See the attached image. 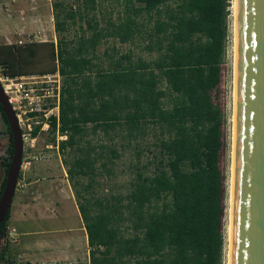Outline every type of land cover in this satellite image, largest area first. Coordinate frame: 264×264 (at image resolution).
<instances>
[{
	"label": "trees",
	"instance_id": "16d2710c",
	"mask_svg": "<svg viewBox=\"0 0 264 264\" xmlns=\"http://www.w3.org/2000/svg\"><path fill=\"white\" fill-rule=\"evenodd\" d=\"M79 1H52L56 42L0 43V67L9 76H61L50 131L53 141L65 136L57 147L89 264H223L229 144L221 96L231 0H115L120 13L104 24L83 12L96 0ZM84 19L88 34L61 35ZM141 27L149 58L97 52L103 39L133 41ZM141 134L154 137L151 172H137L124 196L95 195L96 177L120 157L115 140ZM9 215L0 223V262L20 264L2 238Z\"/></svg>",
	"mask_w": 264,
	"mask_h": 264
},
{
	"label": "rangeland",
	"instance_id": "374dc122",
	"mask_svg": "<svg viewBox=\"0 0 264 264\" xmlns=\"http://www.w3.org/2000/svg\"><path fill=\"white\" fill-rule=\"evenodd\" d=\"M54 0H0V43H20L27 41H54L60 37L53 28V18L51 11V3ZM69 3L76 4L79 0H67ZM83 9V5H82ZM81 9V10H82ZM231 13L229 15V31L226 41V52L224 56V64L226 66L224 82L222 85L223 108L225 117L227 119L225 127L228 138V149L225 156L224 165L227 167V180L229 167L231 161L230 145L232 133V114H233V58H234V41H233V17H232V0ZM121 7L115 0H96L94 8L87 6L83 9L86 13L87 19H97L101 24H104L109 17L115 19L120 13ZM85 20H78L71 24L67 31L62 33L66 39H73L81 33L88 34L90 29L86 26ZM140 33L133 41L120 43L117 39L108 37L103 39L97 46V52L101 53L107 50L109 53L117 50L120 52L131 51L134 57L140 56L149 58V54L143 50V27L140 28ZM53 132L50 128L46 131H41L37 136L34 146L30 149L33 158L29 163L23 164L22 173L25 183L32 182L31 186L26 185L21 192L15 190L13 200L15 198V207L19 208L21 204L31 205L28 215L34 221L18 222L22 227L36 231V237L41 238L50 236L65 237L64 235L77 236L75 241L76 254L67 258L56 259L55 262L34 261V264H86L85 258V244H81L80 233L78 231L81 225L79 218H77L78 210L73 194L67 186L65 179V166L61 162V155L58 152L57 142L64 139L63 135L55 134V141H53ZM89 138L92 141L104 140L99 134H90ZM154 137L148 134L139 135L135 139L128 141L127 139L120 142L117 141V146L120 151V157L117 158L112 165V172L98 175L95 195L98 196H124L129 190L130 183L137 172H151L153 166L148 165L151 161V152L153 150ZM24 160V159H23ZM109 166H111L109 164ZM147 167V169H145ZM30 171V173H29ZM32 172V174H31ZM36 172V174H34ZM21 173V172H20ZM19 173V174H20ZM20 176V175H19ZM82 184H86V178L82 179ZM39 188L37 189L38 185ZM70 186V185H69ZM63 188L66 189L64 193ZM71 192V194H70ZM67 194L70 195L67 198ZM59 195V196H58ZM73 197L72 199L69 197ZM69 200L70 202H63V212L55 210L56 203L60 202V198ZM74 201V202H73ZM44 203L43 207L48 210L49 214L41 216L40 211L34 207L35 203ZM227 203V199H226ZM51 205V207H50ZM42 206V204H41ZM28 207V206H27ZM54 209V210H53ZM50 217V218H48ZM227 223V218L225 217ZM17 224V223H16ZM49 230L55 233H46ZM18 240V238H17ZM16 240V242H17ZM226 241V240H225ZM16 242H9L10 258L12 259L15 252ZM4 243V239L0 240V247ZM77 248V249H76ZM226 246L224 249L223 264H226ZM16 261V260H15ZM1 264V262H0Z\"/></svg>",
	"mask_w": 264,
	"mask_h": 264
},
{
	"label": "water",
	"instance_id": "95a60500",
	"mask_svg": "<svg viewBox=\"0 0 264 264\" xmlns=\"http://www.w3.org/2000/svg\"><path fill=\"white\" fill-rule=\"evenodd\" d=\"M236 3L237 82L229 264H264V0ZM0 106L13 144L0 194L1 223L16 190L23 144L1 86Z\"/></svg>",
	"mask_w": 264,
	"mask_h": 264
},
{
	"label": "built area",
	"instance_id": "2783aa9c",
	"mask_svg": "<svg viewBox=\"0 0 264 264\" xmlns=\"http://www.w3.org/2000/svg\"><path fill=\"white\" fill-rule=\"evenodd\" d=\"M61 82V76L57 70L45 74L29 73L9 76L0 67V86L15 114L23 144L21 173L15 188L17 190L26 185L22 168L23 164L29 163L33 158L30 149L34 146L37 136L41 131L50 128L51 116H58ZM36 128V134L32 135V131ZM4 238L15 243L16 229L7 226Z\"/></svg>",
	"mask_w": 264,
	"mask_h": 264
},
{
	"label": "crops",
	"instance_id": "0c3cea01",
	"mask_svg": "<svg viewBox=\"0 0 264 264\" xmlns=\"http://www.w3.org/2000/svg\"><path fill=\"white\" fill-rule=\"evenodd\" d=\"M30 173V171H29ZM32 174V172H31ZM36 174V172L34 173ZM67 182V186L70 190L69 182L67 179H65ZM32 182H27V186H31ZM41 186L40 184L38 185L37 189ZM25 187V188H26ZM23 188V189H25ZM22 190H18V192H21ZM64 193H66V189L63 188ZM71 194V192H70ZM59 196V195H58ZM67 194V198H68ZM69 198H73L72 196ZM59 203L54 204L55 210H59L60 212H63L62 209V204L63 202H70L69 200L64 199V197H61ZM73 200V199H72ZM74 202V201H73ZM42 204V206H41ZM15 198L14 200L12 199L11 206H10V215L8 219V224L7 226L14 227L16 229V235H17V242H16V247H15V252L13 254V258L16 260L17 263L20 264H34V261H40V262H45L46 260L48 262H55L56 259L61 258H67L71 255L76 254L75 250V241L77 236L73 235H64L65 237H41L37 238L36 237V231L35 230H30L28 228H24L18 224V222H27V221H34L31 220L32 218L35 217H30L28 215V211L31 209V205L27 204H21L19 208H14L15 206ZM44 203H35L34 207L37 208L38 211H40L41 216L43 214H49L48 210L43 207ZM28 206V207H27ZM51 207V205H50ZM54 210V209H53ZM78 210V209H76ZM58 211V213H59ZM63 214H65L63 212ZM77 218H79V224L81 227H79L78 231L80 233V237H78L81 240V244H85V258H86V264H89L88 261V246H87V237H86V232L83 226V222L80 218L79 212L77 213ZM50 218V217H48ZM17 223V224H16ZM47 233H55L52 230H49L46 233L42 234H47ZM77 249V248H76ZM78 255V254H76ZM85 264V263H83Z\"/></svg>",
	"mask_w": 264,
	"mask_h": 264
},
{
	"label": "bare ground",
	"instance_id": "6f19581e",
	"mask_svg": "<svg viewBox=\"0 0 264 264\" xmlns=\"http://www.w3.org/2000/svg\"><path fill=\"white\" fill-rule=\"evenodd\" d=\"M232 17H233V41H234V58H233V114H232V133H231V145L230 155L231 163L229 167L228 177V199H227V224H226V264H229L230 258V237H231V216H232V194H233V164H234V146H235V111H236V82H237V34H236V21H237V3L236 0H232Z\"/></svg>",
	"mask_w": 264,
	"mask_h": 264
},
{
	"label": "flooded vegetation",
	"instance_id": "af4514ba",
	"mask_svg": "<svg viewBox=\"0 0 264 264\" xmlns=\"http://www.w3.org/2000/svg\"><path fill=\"white\" fill-rule=\"evenodd\" d=\"M12 147H13L12 133L10 130V126L0 106V184L4 176L6 175V171L11 160ZM22 157H23V145H22Z\"/></svg>",
	"mask_w": 264,
	"mask_h": 264
}]
</instances>
